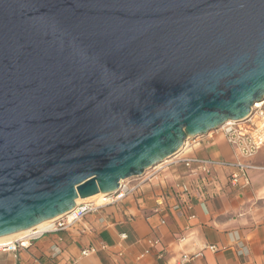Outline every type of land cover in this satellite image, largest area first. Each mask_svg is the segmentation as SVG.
I'll return each mask as SVG.
<instances>
[{
	"label": "water",
	"instance_id": "water-1",
	"mask_svg": "<svg viewBox=\"0 0 264 264\" xmlns=\"http://www.w3.org/2000/svg\"><path fill=\"white\" fill-rule=\"evenodd\" d=\"M263 100L264 0H0V239Z\"/></svg>",
	"mask_w": 264,
	"mask_h": 264
},
{
	"label": "crops",
	"instance_id": "crops-1",
	"mask_svg": "<svg viewBox=\"0 0 264 264\" xmlns=\"http://www.w3.org/2000/svg\"><path fill=\"white\" fill-rule=\"evenodd\" d=\"M190 142L178 158L234 161L222 137ZM177 159L160 174L154 170L129 181L135 190L96 215L47 233L28 248L0 250V264H264V146L246 161L254 167L249 185L241 180L233 186V169L223 166L207 180L190 176ZM182 183L191 194L181 195ZM153 238L160 243L152 245ZM89 248L96 253L83 257Z\"/></svg>",
	"mask_w": 264,
	"mask_h": 264
},
{
	"label": "built area",
	"instance_id": "built-area-1",
	"mask_svg": "<svg viewBox=\"0 0 264 264\" xmlns=\"http://www.w3.org/2000/svg\"><path fill=\"white\" fill-rule=\"evenodd\" d=\"M215 132H221V136L230 146L234 155V161L232 163L202 159L195 156L178 158L183 152L182 151L179 155L173 158H178L176 164H182L190 176L203 180H207L211 177L213 178V174L219 166L232 168L230 183L233 186H237L242 180L245 185H249V171L254 167L247 164L246 161L253 158L264 146V100L255 104L252 113L244 121L239 123L228 122ZM215 132H212L209 135L211 136V139ZM177 187L181 195L191 194V187L187 183L178 184ZM134 190L135 189H130L128 187V182L121 183L120 192L109 197V199L112 203H119ZM103 207L104 206L97 205V202H81L68 214L53 220L50 229L42 232L34 229L23 237L15 239L8 245L1 246L0 250L16 252L18 248H28L33 241L39 239L41 236L51 232L66 230L74 224L80 223L88 217L96 215ZM121 237L123 240L126 239V235L124 234L121 235ZM150 243L152 245H157L160 243V239H150ZM208 249L213 252L218 250L215 246H210ZM95 253V248H89L82 251V256L88 257Z\"/></svg>",
	"mask_w": 264,
	"mask_h": 264
},
{
	"label": "bare ground",
	"instance_id": "bare-ground-1",
	"mask_svg": "<svg viewBox=\"0 0 264 264\" xmlns=\"http://www.w3.org/2000/svg\"><path fill=\"white\" fill-rule=\"evenodd\" d=\"M254 107H255V105L253 106V108H254ZM169 163H171V161H169V162L167 161V162H166L165 164H163V165H167V164H169ZM160 167H161V166H159L157 169H159ZM93 200H95V201L97 202V205H99V206H105V205H107L108 203H111V200H110L108 197H106V195L98 196V197H96V198L93 199ZM51 222H52V221L42 223V224L38 225L36 228H34V229H37V231H40V232L45 231V230H48V229H50V227H51ZM34 229H30V230H27V231H24V232H21V233H17V234H14V235L8 236V237L1 238V239H0V247H1V246H6V245H8L9 243H11L12 241H14L15 239L20 238V237H23L24 235L30 233V232H31L32 230H34Z\"/></svg>",
	"mask_w": 264,
	"mask_h": 264
},
{
	"label": "rangeland",
	"instance_id": "rangeland-1",
	"mask_svg": "<svg viewBox=\"0 0 264 264\" xmlns=\"http://www.w3.org/2000/svg\"><path fill=\"white\" fill-rule=\"evenodd\" d=\"M215 132V131H214ZM212 133V132H211ZM211 133H209L207 136H204L203 138H206V137H208ZM210 137V136H209ZM212 137L214 138V137H222L221 136V132H215V133H213V135H212ZM202 137H199V138H197L198 140L199 139H201ZM223 138V137H222ZM188 144H191V142H189ZM169 161H171V160H169ZM168 161V162H169ZM166 163V162H165ZM165 163H162V164H160L159 166H161L159 169H157L159 166H157L156 168H154L152 171H158V173L160 174L163 170H164V166H163V164H165ZM150 173H151V171H150ZM135 179H133V180H130V182L131 181H134ZM128 183H129V181H128ZM94 202H96L95 200H94Z\"/></svg>",
	"mask_w": 264,
	"mask_h": 264
}]
</instances>
